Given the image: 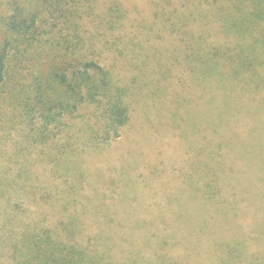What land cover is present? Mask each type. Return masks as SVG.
I'll return each mask as SVG.
<instances>
[{
  "label": "rangeland",
  "instance_id": "1",
  "mask_svg": "<svg viewBox=\"0 0 264 264\" xmlns=\"http://www.w3.org/2000/svg\"><path fill=\"white\" fill-rule=\"evenodd\" d=\"M181 2L120 0L125 14L110 27L106 20L112 0H94V11L75 18L83 39L81 50L97 52V60L104 67L114 65L121 84L131 89V121L119 131V138L88 140L86 126L96 123L89 120L96 106L65 118L64 125L51 128L54 134L45 140L38 129L39 121L33 131L18 117L14 119L10 104L1 103L0 224L7 215L21 227L38 225V221L51 226L64 216L65 204H80L78 208L85 204L87 222L93 226L84 227L79 240L84 235L89 242L95 235L97 228L91 219L116 220L119 224L112 228L120 232L113 234L112 246L119 247L113 252L119 258L139 259L144 264H160L161 257L175 263L182 260V264H219L222 254L215 250L226 247L222 238L230 239L236 248L235 242L244 233L248 236V254H252L248 264H264V106L251 97L232 93L211 96L213 101L208 104L201 100L197 86L183 94L187 99L181 101L172 95L178 71L172 80L161 84L149 72L152 85L144 87L147 82L138 69V26L152 27L153 45L172 50L175 39L162 29L160 16L164 8L169 13ZM5 3L0 0V43ZM191 29L197 31L195 25ZM67 34L66 27L59 24L54 37L61 42L60 35L65 38ZM51 37L45 41L50 42ZM10 92H18L15 83L8 86L5 100L11 97ZM257 115H261V124L255 127L253 118ZM232 127H239L238 137L231 136L222 157L211 153L212 146L203 147L207 133L220 141L222 129L229 135ZM62 144H69L67 151L59 152ZM59 158L79 164L80 171L58 170ZM207 178L215 180L211 194L204 185ZM74 210L68 208L69 212ZM133 219L151 224L130 231ZM162 219L171 223L153 224ZM235 224L240 228H234ZM131 232L140 238L127 235ZM188 234L199 236L201 244H186ZM124 238L137 242L133 247L123 242ZM165 243L166 251L156 249L164 248ZM143 244L147 247L140 250ZM8 264L13 263L8 260Z\"/></svg>",
  "mask_w": 264,
  "mask_h": 264
},
{
  "label": "trees",
  "instance_id": "2",
  "mask_svg": "<svg viewBox=\"0 0 264 264\" xmlns=\"http://www.w3.org/2000/svg\"><path fill=\"white\" fill-rule=\"evenodd\" d=\"M93 1L6 0L7 14L2 22L3 41L0 43V105L2 102L10 104L14 119L18 117L32 126L33 131L39 121L38 129L42 130L45 140L54 134L51 128H60L65 118L91 106H96V110L89 120L96 123L86 126L90 141L119 138V131L131 121L128 102L131 89L121 84L122 80L113 71L114 65L104 67L97 60V52L81 50L84 49L83 39L79 36L75 18L79 13L94 11ZM86 5V11H83ZM108 11L106 23L110 27L125 14L120 0H112ZM165 11L164 8L160 22L169 38L175 39L172 50L165 51L153 45L150 34L153 28L145 24L138 26L135 36L140 51L138 69L147 82L144 87L151 83L149 72L161 84L172 80L173 73L178 71L172 95L181 101L187 99L183 94L197 86L201 100L208 104L213 101L211 96L232 93L242 98L251 97L253 102L264 106V0H182L180 7L169 13ZM59 24L68 31L65 38L60 35L61 42L54 37ZM193 25L197 31L191 29ZM48 36L53 37L47 43L45 38ZM157 37L156 34L154 40ZM161 70L164 72L159 76ZM13 83L18 92H10L11 97L5 100L8 86ZM253 122L255 127L259 126L261 115L255 116ZM237 128L228 129L229 135L222 129L220 141L207 133L203 147L212 146L211 153L222 157L231 136L238 137ZM68 145L62 144L59 152L67 151ZM56 167L61 171L69 172L74 168L80 171L79 164L65 158H59ZM204 185L211 194L215 180L207 178ZM78 205L65 204L62 208L64 216L51 226L38 221V225L21 227L5 215L0 224V264H8V260L13 264H144L139 259L126 260L113 253L119 250L116 244L112 246L113 234L120 232L112 228L119 224L116 220L99 222L91 219L97 228L95 235L89 242L84 235L79 240L84 227L87 230L91 224L87 222L88 214L85 216L88 206L81 204L83 207L78 208ZM69 207L75 210L69 212ZM160 222L169 221L162 219L153 224L159 226ZM176 222L179 223L178 219ZM132 224L130 231L151 223L133 219ZM234 228L240 227L235 224ZM128 234L140 238L133 232ZM151 238L155 240L156 236ZM240 238L235 242L236 248L230 239L222 238L226 247L215 250L222 254L219 264H248L252 255L248 254V236L242 233ZM122 241H128L133 247L137 242L125 238ZM191 243L201 244L199 236L188 234L186 244ZM145 247L147 245L143 244L140 250ZM212 247L215 248L213 242ZM120 249L125 253L123 248ZM156 249L166 251L167 243L164 248ZM161 258L160 264H182V260L175 263Z\"/></svg>",
  "mask_w": 264,
  "mask_h": 264
}]
</instances>
